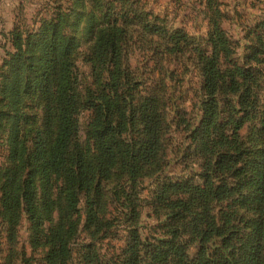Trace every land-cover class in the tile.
Instances as JSON below:
<instances>
[{
	"label": "trees",
	"instance_id": "obj_1",
	"mask_svg": "<svg viewBox=\"0 0 264 264\" xmlns=\"http://www.w3.org/2000/svg\"><path fill=\"white\" fill-rule=\"evenodd\" d=\"M84 2L40 0L30 17L21 3L9 31L10 48L0 56V134L8 126L5 153L0 143V222L6 227L5 240L14 243L24 215L30 247L44 250V264H68L70 244L81 221L80 203L84 227L91 228L92 235L100 232L105 223V182L121 180L116 188L128 199V191H135L143 177L157 170L165 154L157 99L136 98L134 85L123 72L126 18L105 8L101 0H86V5L91 3L88 8ZM205 2L214 19L210 18L208 48L197 53L200 116L187 134L200 152V172L197 180L168 178L155 195L176 212L192 214L195 252L191 254L188 244L179 240L177 229L163 238L142 240L138 229L132 228L124 264H264V146L258 160L240 142L253 118L264 135V82L257 78V67L264 63L259 58L264 51L262 32L255 33L261 40L252 52L256 66L237 63L216 23V7L212 0ZM78 29L92 37L85 56L91 82L83 91L78 88L74 61ZM169 36L176 46L183 34ZM237 92L238 108L223 115L218 96ZM26 99L42 103L49 126L45 134L36 132L33 144L21 128L30 119L23 109ZM83 108L91 111L87 148L78 139V115ZM254 178L253 191L250 185L247 191L256 208L248 232L241 233L233 214L216 207ZM225 213L227 218L221 220ZM215 244L220 249L211 251ZM85 248L84 262L97 264L91 243ZM2 263L8 264L5 257Z\"/></svg>",
	"mask_w": 264,
	"mask_h": 264
},
{
	"label": "rangeland",
	"instance_id": "obj_2",
	"mask_svg": "<svg viewBox=\"0 0 264 264\" xmlns=\"http://www.w3.org/2000/svg\"><path fill=\"white\" fill-rule=\"evenodd\" d=\"M40 0H31L25 14L30 17ZM105 8L123 14L125 20V40L122 44L123 72L134 85L135 97L153 96L157 99L158 109L163 119L165 154L162 164L141 179L135 191L126 198L116 188L120 181L108 180L103 186V210L105 223L102 231L93 232L84 227V206L80 203L81 221L72 239L71 258L68 264H86L84 256L86 245L91 243V253L96 254L97 264H124L127 256L125 246L130 239V230L137 228L144 239L154 240L168 236L177 229L179 240L186 242L188 251L193 254L197 238L190 231L191 213L176 212V208L155 198L157 188L168 178L197 180L200 172V152L187 137L190 126L200 116L201 71L197 61L199 49H207V34L210 29V9L204 0H101ZM216 23L223 31L232 48V59L246 66L252 64V52L260 41L255 33L262 32L264 42V0H212ZM90 2L84 5L90 6ZM163 28L156 31L153 28ZM183 34L176 46L169 34ZM78 46L74 53L77 68L78 88L91 82V69L85 59L92 41L89 31H75ZM264 60L263 54L259 55ZM257 68L260 84L264 82V63ZM237 93H223L218 96L223 115L233 114L238 108ZM24 112L30 117L22 124V132L28 143L36 140V132L45 134L48 124L40 101H24ZM91 111L81 109L78 115V139L87 148V126ZM190 124V125H189ZM244 128L240 137L241 146L253 150V159H262L260 153L264 146V135L253 118ZM189 125V127H188ZM0 134L3 153L7 147L8 126ZM250 175V173H249ZM255 178L238 191L234 198H227L216 209L233 214L239 232H248V220L253 216L255 202L250 199L248 185L253 191ZM134 210V211H132ZM223 214L221 220L227 218ZM131 214H134L132 219ZM229 215V217H233ZM6 227L0 222V264L5 257L8 264H44L43 249L32 251L29 243L28 222L25 216L15 229L14 243L5 240ZM220 249L215 244L211 251ZM10 252H15L11 254ZM9 256V258H8ZM7 264V263H5Z\"/></svg>",
	"mask_w": 264,
	"mask_h": 264
},
{
	"label": "crops",
	"instance_id": "obj_3",
	"mask_svg": "<svg viewBox=\"0 0 264 264\" xmlns=\"http://www.w3.org/2000/svg\"><path fill=\"white\" fill-rule=\"evenodd\" d=\"M27 0H0V56L4 54L5 49L10 48L9 31L14 23L15 10ZM27 9V7H26Z\"/></svg>",
	"mask_w": 264,
	"mask_h": 264
}]
</instances>
